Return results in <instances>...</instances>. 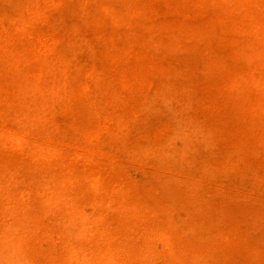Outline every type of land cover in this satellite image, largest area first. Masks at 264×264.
<instances>
[{
  "label": "rangeland",
  "instance_id": "1",
  "mask_svg": "<svg viewBox=\"0 0 264 264\" xmlns=\"http://www.w3.org/2000/svg\"><path fill=\"white\" fill-rule=\"evenodd\" d=\"M191 1L0 0V124L264 196V0Z\"/></svg>",
  "mask_w": 264,
  "mask_h": 264
},
{
  "label": "bare ground",
  "instance_id": "2",
  "mask_svg": "<svg viewBox=\"0 0 264 264\" xmlns=\"http://www.w3.org/2000/svg\"><path fill=\"white\" fill-rule=\"evenodd\" d=\"M184 3L186 13L193 2ZM121 15L109 14L114 27ZM143 52L148 62L138 60L152 65ZM119 72L143 81L124 60ZM216 90L208 80L198 88L208 101ZM30 126L0 124V264H264V196L184 165L35 136Z\"/></svg>",
  "mask_w": 264,
  "mask_h": 264
}]
</instances>
